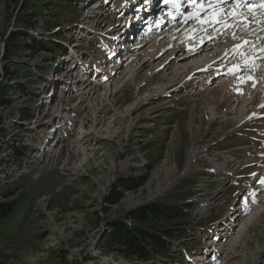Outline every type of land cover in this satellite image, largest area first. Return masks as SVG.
I'll return each mask as SVG.
<instances>
[{
	"label": "rangeland",
	"instance_id": "rangeland-1",
	"mask_svg": "<svg viewBox=\"0 0 264 264\" xmlns=\"http://www.w3.org/2000/svg\"><path fill=\"white\" fill-rule=\"evenodd\" d=\"M81 2L0 0V264H264V82L245 98L237 69L192 78L202 53L189 58L185 87L166 93L171 76L152 78L164 56L110 51L144 0ZM171 27L124 34L127 52L152 49ZM224 82L234 89L223 99ZM231 94L254 100L251 111L227 115ZM119 180L139 188L109 205ZM150 203L190 210L182 225L159 221L185 229L168 257L140 263L105 249L110 223Z\"/></svg>",
	"mask_w": 264,
	"mask_h": 264
},
{
	"label": "bare ground",
	"instance_id": "bare-ground-1",
	"mask_svg": "<svg viewBox=\"0 0 264 264\" xmlns=\"http://www.w3.org/2000/svg\"><path fill=\"white\" fill-rule=\"evenodd\" d=\"M171 2L172 0H169L168 3ZM250 2H256V4L252 5ZM258 2V0H246L235 4L230 3L228 0H210L203 6H196L197 9L194 10V12L185 13L181 18L180 23L172 25L169 31L161 35L156 34L151 37L152 49L149 48L141 50L140 46L143 47L144 44L139 43L137 45L139 48H137L136 53L128 52L125 55V60L128 62H136L137 60L135 59L140 58V55L143 54L146 56L148 50L152 53L150 54L151 58L149 61L153 58L158 59L164 56V58H162L164 63L162 66L155 68L154 73H152V78L159 74L162 75L166 73L167 75H170L171 77L167 79V75H164L167 82L169 81L170 84H172L168 87L169 90H167L166 93H174L185 87V84H187L186 82L184 84H181L183 83L181 81V83L177 82L182 80V78L186 75L190 74L189 70L193 69V66L196 65L189 64V58L203 53V55L198 59V62H196L200 65L196 66L194 68V72L192 73V78H194L201 74L206 75L211 70H217L219 67H222L225 62H227L226 64H228V66H231L234 64V56L239 53L240 58L243 56L242 64L244 65V69L246 71H250L251 74L245 76V72L243 71V74H240L241 78L239 80L237 79V85L239 86L243 84L245 90H247L245 91V98H249V92H252L250 87H254L255 80L260 79L264 82V75H259V73H257L258 70L264 71V2L257 4ZM168 3L164 2V6ZM248 3L250 5H248ZM189 5H191V3H189ZM95 6L96 5L94 4V7ZM97 8L100 9V7L96 6L95 9ZM208 9L209 12L205 13L203 17H201L200 15L207 12ZM198 23H200L201 28H199L200 26H198ZM196 24L198 26L197 28H195ZM228 28H231L229 36L224 34ZM155 31L160 32L158 30ZM172 47H174V50H172L174 53L166 55L167 49ZM211 47H213L212 51L210 50L208 52V49ZM251 52L252 54H247ZM254 54L259 55L257 58L258 60L256 61L253 58ZM139 66L141 72L150 66V64L148 66H144V64ZM234 69L240 70L241 68L240 66H235ZM235 83L236 81L233 82V84ZM249 83H252V85ZM91 84H99V82L97 80L94 82L93 80L89 85ZM228 84L224 82L222 85H217L218 89H220L218 92L221 93V97L223 99L227 93L226 91L234 89L230 88ZM238 91L239 90L237 89V92ZM209 93L212 97L216 94L215 91H210ZM229 97L233 98H230L227 104L235 107L231 109V111H228L227 115H240L251 111L250 107L254 104V100L250 99L249 101L251 102H249L248 105H242V101L244 100L240 95L237 97L235 94H231ZM259 108H264V94L261 95ZM230 165L231 164L228 163L227 166ZM221 172H223V170ZM254 204H256V200L253 202V206ZM262 212H264V210ZM241 218L240 215H238L236 220H241ZM219 235L222 234L220 233Z\"/></svg>",
	"mask_w": 264,
	"mask_h": 264
},
{
	"label": "trees",
	"instance_id": "trees-1",
	"mask_svg": "<svg viewBox=\"0 0 264 264\" xmlns=\"http://www.w3.org/2000/svg\"><path fill=\"white\" fill-rule=\"evenodd\" d=\"M65 1L76 5L82 0ZM22 23L28 24L29 19H22ZM15 39L16 37L13 35L8 38L7 46L9 50H12V47H16ZM49 51L57 52L58 49L52 46ZM25 116L26 118L30 117L27 112L22 113V117ZM0 122H2L1 118ZM137 188H139V183L130 180H119L109 192L106 202L109 205L116 204L122 199L123 190H135ZM5 209L0 208V222L5 217ZM189 212L190 210L186 204L150 203L143 205L139 210L130 213L127 218L110 223L111 229L106 238L107 242L104 248L108 250L114 249L125 259H133L140 263L151 261L158 256L168 257L170 245L178 240L185 229L160 227L158 226L159 221L182 225L189 216Z\"/></svg>",
	"mask_w": 264,
	"mask_h": 264
},
{
	"label": "snow or ice",
	"instance_id": "snow-or-ice-1",
	"mask_svg": "<svg viewBox=\"0 0 264 264\" xmlns=\"http://www.w3.org/2000/svg\"><path fill=\"white\" fill-rule=\"evenodd\" d=\"M168 2H169V0H165V3H168ZM202 23H203V21H202ZM261 183L264 184V180H262Z\"/></svg>",
	"mask_w": 264,
	"mask_h": 264
}]
</instances>
